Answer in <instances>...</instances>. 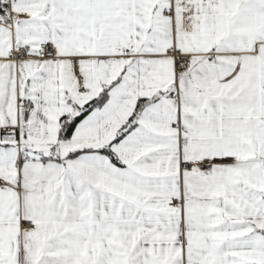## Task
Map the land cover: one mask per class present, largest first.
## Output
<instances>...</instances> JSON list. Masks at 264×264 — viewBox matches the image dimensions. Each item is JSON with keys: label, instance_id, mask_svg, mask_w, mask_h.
Returning <instances> with one entry per match:
<instances>
[{"label": "snow or ice", "instance_id": "snow-or-ice-1", "mask_svg": "<svg viewBox=\"0 0 264 264\" xmlns=\"http://www.w3.org/2000/svg\"><path fill=\"white\" fill-rule=\"evenodd\" d=\"M0 264H264V0H0Z\"/></svg>", "mask_w": 264, "mask_h": 264}]
</instances>
